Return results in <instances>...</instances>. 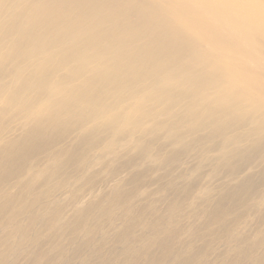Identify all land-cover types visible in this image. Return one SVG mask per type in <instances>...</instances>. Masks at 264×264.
I'll return each mask as SVG.
<instances>
[{"label": "clouds", "instance_id": "9594fccd", "mask_svg": "<svg viewBox=\"0 0 264 264\" xmlns=\"http://www.w3.org/2000/svg\"><path fill=\"white\" fill-rule=\"evenodd\" d=\"M32 11L34 38L3 45L5 147L38 129L123 148L170 126L264 123V0H41ZM57 163L26 166L9 195ZM79 183L54 202L82 211L94 196ZM20 253L15 235L0 240V255Z\"/></svg>", "mask_w": 264, "mask_h": 264}, {"label": "bare ground", "instance_id": "6f19581e", "mask_svg": "<svg viewBox=\"0 0 264 264\" xmlns=\"http://www.w3.org/2000/svg\"><path fill=\"white\" fill-rule=\"evenodd\" d=\"M40 2L41 0H0V81L4 79L3 45L5 39L22 47L27 46L34 38L32 8ZM33 70L38 71V69ZM5 114L6 109L0 105V139L3 135ZM254 120L255 118L250 116L244 123L235 121L225 123L210 129L204 138H189L186 142L183 141L185 138L203 132L205 129L179 131L170 126L153 135L137 138L123 148L119 144L105 145L102 140H82L71 137L69 134L54 135L45 129L36 130L32 136L19 141L14 146L5 147L0 144V216L10 213L4 223H0V227L5 224L11 227V231H3V236L15 235L21 243V250L23 243H35L36 235L39 234L34 228L37 225L49 228L54 221H62V214L70 207L69 204H67L68 206L58 205L53 199L48 201L46 198L52 197V193L58 188L74 180L80 181L77 187L83 195L93 193L94 177L100 172L97 169L94 171L96 164L100 165L99 170L112 167V174L126 172L131 180H135V169L141 167L140 160L151 157L161 161V164L168 165L175 162L178 157V153L172 149L174 145L181 143L182 151H187L193 143L201 144L202 141L214 140L215 137H220L221 142L211 149L214 153L213 166L234 183L225 187L221 186V193L215 199L212 196L211 213L207 214L206 220L226 231L231 228L234 221L227 219L229 209L237 206L247 207L246 202L252 194V190L255 189L252 186V180L258 179L260 182H264V167L255 174L239 178L243 170L264 162V156L259 157V153L264 150V123H255ZM161 139H165V142H162ZM222 147L225 151L220 153ZM53 159L58 160L59 163L50 165L41 180L32 186L26 182L15 193L9 195L10 189L23 174L26 166L32 165L39 171L44 163ZM184 176L185 174H179V177ZM170 186L174 185L170 184ZM189 187L185 184L177 189L180 192H186L189 191ZM36 188L37 191L34 192L33 189ZM129 194V191L125 192L120 187H113L109 193L103 195L102 199L109 205H126ZM256 195L254 190L252 197ZM180 202V198H175L166 202V207L168 210H176L181 206ZM255 206L264 212V192L258 197ZM95 208H98L100 215L107 213L105 208L99 207L98 204H94V199H90L84 209L75 212L76 215L71 219L74 222L73 229H78L82 224H86L85 221L89 219L90 214H93L94 221ZM10 209L15 211L12 212ZM21 215L24 216L23 219H20ZM128 218L130 225L127 228H131L144 221L145 212L136 211ZM161 220L162 218L158 217L155 221ZM65 224H62L59 228L61 231L53 240L47 239L50 250L60 253L59 241L64 236L66 228L63 226ZM158 224L159 222H157ZM170 231L168 229L169 235ZM117 234L120 242L126 247L128 242L126 230H120ZM166 237L159 238L157 243H161L162 239H166ZM92 241H94V231L85 234V242L77 250L81 251L83 246L86 247L85 244ZM147 244H154V238L147 241ZM254 244L256 246L258 241L251 243L247 237H240L231 253H235L236 258L248 256L249 259L253 258V262L260 264L264 252L261 250L257 255H254L252 248ZM4 261V259H0V264H3ZM176 262L183 264V262ZM51 263L57 264L54 259L51 260ZM156 264L159 263L156 262Z\"/></svg>", "mask_w": 264, "mask_h": 264}, {"label": "rangeland", "instance_id": "374dc122", "mask_svg": "<svg viewBox=\"0 0 264 264\" xmlns=\"http://www.w3.org/2000/svg\"><path fill=\"white\" fill-rule=\"evenodd\" d=\"M209 130L192 134L183 141L204 138ZM161 140L165 142V139ZM220 142L221 138L215 137L214 140L202 141L201 144L193 143L187 151H182L181 143L174 145L172 149L178 153V157L168 165L146 157L140 160L141 167L135 169V180H131L126 172L112 174V167L99 170L100 165L96 164L94 171L97 169L100 172L94 177L92 194L94 204L105 208L106 214L100 215L98 208H95L94 221L93 214H90L86 224L73 229L74 222L71 219L76 213L68 207L61 216L62 221H54L49 228L38 225L34 228L39 234L36 235L37 241L23 243L19 261L15 257L9 259L4 255H0V259L7 261V264H52V259L57 264H178L176 261L183 264H258L248 256L236 258L235 253H229L240 237H247L251 243L258 241L256 246H252L254 255L261 250L264 252V212L255 206L258 197L264 192V182L252 180L257 195L252 197V190L246 202L247 207L229 209L227 219L234 221L228 230L217 228L216 224L206 220L207 214L211 213L212 196L215 199L221 193V186L234 183L213 166L214 153L211 149ZM260 156H264V150L259 153ZM263 167L264 162H261L253 168L243 170L239 178L255 174ZM179 174L185 176L179 177ZM185 184L190 186L189 191L180 192L177 188ZM113 187L130 192L126 205H109L102 199ZM33 191L36 192L37 188ZM96 193L99 195L96 196ZM175 198L181 199V206L176 210H168L166 202ZM46 199L50 201L53 198ZM136 211L145 212L144 221L127 228L130 225L128 216ZM9 214L0 216V223H4ZM23 217L21 215L20 219ZM158 217L162 220L155 221ZM63 223H66L63 226L66 229L59 241V253L48 248L47 239L53 240L61 231L59 228ZM168 229L171 230L170 235ZM6 230L11 231L10 225L0 227V240L4 238L3 231ZM120 230L128 233L126 247L119 240L117 233ZM91 231H94V241L85 244L86 247L83 246L78 251L77 248L85 242V234ZM162 237L166 239L157 243ZM152 238L154 244L148 245L147 241ZM260 264H264V253Z\"/></svg>", "mask_w": 264, "mask_h": 264}]
</instances>
